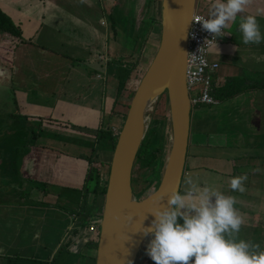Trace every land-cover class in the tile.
I'll return each mask as SVG.
<instances>
[{"label": "crops", "instance_id": "1", "mask_svg": "<svg viewBox=\"0 0 264 264\" xmlns=\"http://www.w3.org/2000/svg\"><path fill=\"white\" fill-rule=\"evenodd\" d=\"M159 2L0 0V10L20 34L0 33V76L11 73L9 115L17 131L11 135L18 130L25 135L13 157L6 160L0 153V167L16 182V190L5 184L0 194L26 195L24 202L14 196L0 201V264H61L53 257L65 240L70 251L65 254L81 258V264L94 256V231L84 227L81 235L70 234L77 219L70 215L80 210L81 217L98 214L96 199L105 185L110 145L133 90V56L143 35L156 36L154 50L158 43ZM212 3L199 0L206 15ZM247 15L256 16L264 33V0H251L208 51L207 58L217 63L210 76L215 103L190 105L178 190H189L191 178L200 188L234 196L244 221L238 237L264 249V196L230 187L232 177L246 174L245 186L264 191V148L256 155L243 152L250 141L251 111L260 102L264 106V54L259 50L264 42L242 43L238 25ZM257 226L261 235H255ZM150 260L145 251L138 264Z\"/></svg>", "mask_w": 264, "mask_h": 264}, {"label": "water", "instance_id": "2", "mask_svg": "<svg viewBox=\"0 0 264 264\" xmlns=\"http://www.w3.org/2000/svg\"><path fill=\"white\" fill-rule=\"evenodd\" d=\"M194 2H159L158 43L130 97L111 152L94 264H138L144 240L152 239L141 228L151 225L155 218L152 212L168 206L169 193L178 189L189 129L190 104L184 66L186 33ZM161 95L165 98L169 127L167 150L156 187L136 198L130 184L132 164L145 132V114L150 108L151 114Z\"/></svg>", "mask_w": 264, "mask_h": 264}, {"label": "clouds", "instance_id": "3", "mask_svg": "<svg viewBox=\"0 0 264 264\" xmlns=\"http://www.w3.org/2000/svg\"><path fill=\"white\" fill-rule=\"evenodd\" d=\"M250 3L251 0H213L209 18L195 21L201 22L216 40L226 34L224 29ZM238 29L243 44L264 42L256 16L240 19ZM247 179L246 174L232 177L231 189L243 193ZM186 183L189 190L183 194L178 189L171 190L168 206L157 207L152 212L155 218L151 225L141 228L144 235L152 236L147 255L155 264H264V249L238 237L244 221L235 207L236 198L206 186L200 188L191 178Z\"/></svg>", "mask_w": 264, "mask_h": 264}, {"label": "rangeland", "instance_id": "4", "mask_svg": "<svg viewBox=\"0 0 264 264\" xmlns=\"http://www.w3.org/2000/svg\"><path fill=\"white\" fill-rule=\"evenodd\" d=\"M195 10L197 12L202 13L204 16L209 18V15H206L207 11L205 9H201L199 5V0H196V5H195ZM139 42V41H138ZM156 36L153 38L152 33H149L147 37L144 35L141 38V41L138 43L139 48L135 52L134 60H133V67H131L134 70V76H133V90L130 91L128 102L130 100V97L133 94L134 88L140 79L143 71L147 67V64L149 63L152 53H153V47L156 45ZM264 45V43H262ZM19 49V47H18ZM263 54H264V46L260 47L259 49ZM155 51V50H154ZM21 57V54H20ZM15 67V64H14ZM0 79H4L6 82L0 81V153H3L4 159L8 160L11 157H13L20 149L21 146L19 145V142L24 140L25 135H22V132L18 130V135L17 136H12V133L17 132L16 128L13 126L11 127L13 118L9 115V112L12 111V105H11V99L13 98V93L11 92L12 89V83L9 81L11 80V73L8 71L7 73L3 74L0 76ZM26 84L27 86L33 87L32 83L26 82L23 83ZM35 84V82H34ZM51 88L54 89L53 86ZM261 107L258 105H255L254 111H251L250 115V120H249V133L250 136L246 134V138L249 139L250 141L249 144H247L246 147H244L245 154H253L256 155V153L259 150H263L264 148V106L263 103L260 102ZM251 108V107H250ZM252 108V109H253ZM166 104H165V98L164 95H161L160 98L157 100L156 105L154 109L151 111L149 121L146 126V130L144 132V135L141 140V147H142V155L147 156L148 151L152 147H158L160 148L159 154L155 157V160L151 163L149 166V170L146 168L142 167L143 163L140 161L139 158H136L133 161L132 164V169H131V176H130V184H131V189H132V194L136 193L138 190L142 188V186L145 185L146 181L144 178L146 175L149 178V186L145 189H143L137 196L136 198L143 197L147 193H149L152 189H154L157 185V182L159 180L161 170H162V165L164 161V155L167 150V145H168V136H169V127H168V118L166 116ZM252 116V117H251ZM261 122V123H260ZM245 135V134H244ZM254 135V136H253ZM261 136H263L261 138ZM251 137V139H250ZM15 153V154H14ZM4 165V164H3ZM6 168L4 167V170L2 167H0V190H3V185L9 186L10 189L16 190V182L14 180V176H7L6 175ZM146 174V175H145ZM8 178V180H6ZM10 184H12L10 186ZM12 187V188H11ZM14 192V191H13ZM251 193L254 194V196H264V191H261L257 189L256 187H248L245 186V191L243 193ZM14 193L6 191L2 192L0 194V201H7L10 200L8 197L14 196ZM242 194V193H241ZM25 194H20V195H15L11 199H16L17 201L19 200L20 202L25 201ZM96 208L98 210V214L95 217H91V215H88V218L84 215L82 217V223L87 224L88 222L94 221L97 226V223L99 222L100 216L99 214L101 213L100 211L102 210V205H103V195L99 193L96 199ZM92 211V210H91ZM264 227V226H262ZM96 230L93 232V235L96 233ZM260 234V228L257 226L255 228V235ZM261 235V234H260ZM264 235V234H263ZM262 240H264V236L262 237ZM90 248L93 250L91 251L92 253L95 251V246L94 243H91ZM61 251L58 253L56 259L57 262H61V264H69V263H74V264H81V258H77L74 256H69L68 254H65ZM147 252V249H146ZM144 261V260H143ZM94 263V256L89 259L88 264H93ZM86 264V263H84Z\"/></svg>", "mask_w": 264, "mask_h": 264}, {"label": "built area", "instance_id": "5", "mask_svg": "<svg viewBox=\"0 0 264 264\" xmlns=\"http://www.w3.org/2000/svg\"><path fill=\"white\" fill-rule=\"evenodd\" d=\"M200 17L207 19L200 12H192L186 33L184 81L190 105L215 103V99L210 94V76L216 69L217 63L210 61L207 54L218 37L212 40L213 34L203 29L201 22L195 21ZM95 225L90 223L86 229L90 232L95 231L97 228Z\"/></svg>", "mask_w": 264, "mask_h": 264}, {"label": "trees", "instance_id": "6", "mask_svg": "<svg viewBox=\"0 0 264 264\" xmlns=\"http://www.w3.org/2000/svg\"><path fill=\"white\" fill-rule=\"evenodd\" d=\"M158 23V22H157ZM0 33H5L9 36H19V30L17 28V26H15L12 22V20L5 14L3 13L1 10H0ZM141 142L138 146V149L136 151V154H135V158H139L140 161L143 163L142 167L146 168L147 170H149V166L151 165V163L155 160V157L159 154L160 152V148L158 147H152L149 151H148V155L147 156H144L142 155V147H141ZM113 148V144L110 145V149ZM146 175V174H145ZM92 176L89 174V171H88V174H87V177L86 179L90 180L92 179L91 178ZM150 177H148L146 175V177L144 178V180L146 181L145 185L142 186V188L140 190H138L136 193H133L134 197H136L143 189L147 188L150 184V182L148 181ZM97 184V179L95 180V185L96 186ZM104 190H105V187H101L100 189V193L103 195L104 194ZM72 215H70L72 217V219L74 218V216L76 215V218L74 221V225L75 227L70 229V234L72 235H76V234H79L81 235L80 233V230L84 227L87 228L88 226V223L85 225L82 223V217L80 216V213H81V210L78 211V214L75 213V211L71 212ZM86 217H88L87 214H85ZM100 216V214H99ZM77 236V235H76ZM71 237V236H70ZM96 240H97V231L96 233L94 234V236L92 237L91 239V243H94V246L96 245ZM69 241L65 240L61 246L58 247V249L56 250V253H55V257H53V261H55L58 253L61 251V248H62V252L63 253H70V251L66 250L67 249V245H68ZM94 264V263H93Z\"/></svg>", "mask_w": 264, "mask_h": 264}, {"label": "bare ground", "instance_id": "7", "mask_svg": "<svg viewBox=\"0 0 264 264\" xmlns=\"http://www.w3.org/2000/svg\"><path fill=\"white\" fill-rule=\"evenodd\" d=\"M151 109V108H150ZM150 109L147 111V113L145 114V117H144V120H143V125L145 126H147V123H148V121H149V117H150ZM145 130H146V128H145ZM150 242V239L148 238V239H145L144 240V242H143V244H142V246H141V251H140V253H139V258L138 259H140L141 257H142V255L144 254V252L146 251V249H147V245H148V243Z\"/></svg>", "mask_w": 264, "mask_h": 264}]
</instances>
